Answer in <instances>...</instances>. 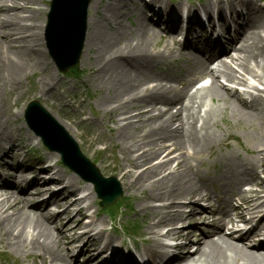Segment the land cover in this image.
<instances>
[{
    "label": "bare ground",
    "instance_id": "obj_1",
    "mask_svg": "<svg viewBox=\"0 0 264 264\" xmlns=\"http://www.w3.org/2000/svg\"><path fill=\"white\" fill-rule=\"evenodd\" d=\"M38 1L40 0H0V79L9 78L13 83L26 67L24 61H29L32 38L36 30L31 21L34 18L31 5ZM102 1L93 0L98 5ZM242 6L249 17L255 11H264V5H259L257 0H245ZM130 7L132 12L124 15ZM139 8L140 5L132 0H114L113 3L103 5L102 10L96 12L94 19H88L89 30L85 50L92 59L90 73L95 78L98 88L105 93L98 98V104L102 108L108 105L111 107L110 112L118 113L116 140L121 144L123 164L127 165V168L118 169V175L128 192L140 194L139 207L148 215L141 233V236L145 237L142 244L148 247L149 253L157 250L158 254H149L150 258L157 259V262L148 264H170L172 261L173 264H264V254L261 253V250H264V236L261 234L264 230V210L261 211V208H264V201H260L258 197L259 193H264V182L258 183L259 191L249 190L250 196L247 198L242 193L234 195L231 192L223 198L221 195L211 194L204 179L194 173L187 162H178L172 169L173 159H169L170 154L175 151L192 148L201 143L196 124L198 121L204 124L207 117L212 116L207 111L203 115L200 114L204 99L225 102L230 98V93L225 92L224 87L217 83L218 78L222 77L231 83L237 81L238 84H245L246 81L243 78L237 79L234 69L222 61L219 62L217 70H209L210 63L219 55L226 56V52L219 51L215 54L210 51L206 53L205 58V52L194 51L193 57L192 52L183 47L179 53L194 69L190 79L198 75H210L214 89L204 90L203 94L189 95V86L193 80L185 84L181 90L167 86L176 78L170 74L157 75L153 69L165 59L164 52L159 50L160 42L155 41L163 37L166 40L171 30L167 29L165 36L162 37L158 31V24L162 19H158L159 23L145 19ZM228 10H233L232 4H228ZM210 11V7L205 9V13ZM24 12L30 13V16H21ZM132 14H137V17L131 29L132 26H124L121 19ZM29 21L30 24L27 25L26 22ZM251 22H260L264 26V17H255ZM251 28L252 24L249 21H245L244 25L237 24L233 36L229 35V39L224 43L227 45L230 43L231 49L238 54L233 59V65L252 75L254 69L264 71V46L259 33L250 30ZM238 41H241V45L237 47ZM217 45L221 47L222 42ZM4 46L7 49H14V54L2 53L1 49ZM167 47L168 44L165 43L163 51H167ZM171 51L168 49V52ZM250 62L254 63V66L251 64L253 67L249 66ZM33 66L36 68L42 66L38 57ZM162 81L166 83L163 84ZM8 82L9 80L6 84ZM49 82L52 83L53 78L50 77ZM236 103H231L232 114L253 118L245 109L257 111L256 99L251 98L249 103L236 99ZM173 104L180 105V112L177 115H169V109L153 114L157 105L169 108ZM165 114L168 116L162 119ZM174 120L180 121V127L172 128L171 122ZM60 124L66 128L63 122L60 121ZM19 136L20 133L15 127H4V121H0V142L9 144L7 150L0 147V161L12 155L15 157L19 153ZM167 142L171 143L169 148ZM167 149H170L167 155L152 165V160L167 152ZM259 155H264V151ZM263 164L264 158L257 161L243 160L235 172L224 179L225 186L237 189L246 182L255 183L256 175H250L248 167H262ZM28 168L32 173L30 179L23 177L26 174L24 171ZM14 169V182L7 185L2 197L0 195V241L24 256L39 257L41 262L47 259L48 264H75L66 247L75 242H82L81 249L92 254L104 230L100 229L98 234L91 235L90 229L94 222L82 224L79 220L73 221L84 211L83 209L72 211V208L80 205L79 200L73 199L66 204L67 197L77 191L76 179L71 175L55 172L52 179L60 189L52 192L43 188L40 184L42 183L40 175L31 167L16 165ZM2 184L0 182V185ZM24 195L30 197L44 195V198L34 207H30L31 202L27 201ZM236 196L247 207H243L241 201L239 205L232 206L231 201ZM181 202L184 207H190L188 214L180 211ZM201 202L209 204L206 209L199 207ZM154 203L159 205L155 206ZM45 206L62 207L50 215L57 222L65 216L66 222L60 225L59 229L49 227L43 218L40 210ZM235 210L241 212L233 219L231 213ZM244 213L250 216L249 228L237 231L234 229L237 224L246 221ZM256 215L259 217L252 222ZM208 216L211 218L209 221ZM181 220L187 221L188 227L189 224L199 221L202 224L191 226L187 230H179L174 226ZM71 223L74 224V228H68ZM227 225H230L229 234L224 233ZM163 227H168L166 232H161ZM76 228L82 230L78 235L74 233ZM202 228L206 229L204 234L201 232ZM65 232L70 233L67 240ZM258 235L262 237L258 246L244 245L245 241ZM213 237H217V240L213 241L211 239ZM163 238H182L184 242L175 247L179 254L168 256L164 251ZM192 246L195 250H191ZM100 254L101 252H96L95 256ZM92 257L90 261L94 259Z\"/></svg>",
    "mask_w": 264,
    "mask_h": 264
},
{
    "label": "rangeland",
    "instance_id": "obj_2",
    "mask_svg": "<svg viewBox=\"0 0 264 264\" xmlns=\"http://www.w3.org/2000/svg\"><path fill=\"white\" fill-rule=\"evenodd\" d=\"M18 3L21 4V2ZM47 3L48 1L42 0L41 2L38 1L34 3V5H31V8L34 10H40L37 14H35L34 25H39L41 27L45 22ZM8 5H10V3H8ZM93 6L94 5H92V7ZM92 11L93 10L91 9L90 12ZM28 15H30L28 12L21 14V16ZM89 15H93V13H89ZM37 32H39V30H37ZM42 49L43 48L41 46V50ZM1 51L4 54L7 52L9 55L14 54L15 52L14 49H7L5 46L1 49ZM42 58H44L47 62V66L45 68L43 67L38 69L32 66V62L30 60L33 61V58L30 57L29 61H24L26 63V67L24 68L22 74L12 84L9 83L8 86L5 85L9 78L5 80L0 79V121H15L16 124H19L18 126H21L22 116L18 119L13 118V114L11 112L17 108L23 113V110L28 102L35 99L39 100V98H41L40 102L42 105L46 106L55 117H63L65 118L64 121H69L72 123V125L76 126L78 121L77 112L81 109L78 110L74 108L69 111V108L64 105L63 101H68L67 94L76 98L80 94L83 96H88L85 90L92 93L94 92L97 96L99 93L92 87V85L94 86L95 84L92 82L91 77L89 78L91 84L86 82L85 78L76 82L74 80L70 81L65 79L55 72V69L47 61L45 54L42 56ZM169 68L171 71H173V74L177 78L180 77V79L187 80L191 77V73H188V67L184 64H177L174 66L171 65ZM47 70L50 72L48 75L53 77L54 82L50 86L44 87V90L41 93V84L45 83L43 80H48V75L46 74ZM155 71L157 73V70ZM199 78L200 77H197L196 79ZM173 87H178V83ZM60 89L65 90V93H63L62 96L63 101L59 94L56 93V91ZM16 99L17 101L15 102ZM229 104L230 102H228L227 106L224 107L222 102L219 103V105L217 102H214V108L220 106L218 112L212 115L217 121H211L207 128L204 127V130L210 134L209 137L207 136V139L212 145V150L209 151L208 148H204L200 150L197 155L188 158V163L192 165L194 169H197L201 176L206 178L208 187L210 189L213 188L215 191L218 189L219 184L225 185L224 179L230 175L229 169L232 166L237 165L239 159L248 157L244 151H250L256 146L257 143H260L256 141L258 137L261 139V141L262 139L264 141V120L261 117H257L253 120L250 118L243 119L241 117L235 116L232 114V108L229 107ZM89 106L92 110L97 111V105L95 101L90 102ZM175 111L176 110H174L173 114H175ZM212 122L214 123L213 126L211 124ZM176 124H174V128H177L178 124ZM80 128L89 130V132L92 134H97L100 138H106V136L109 135L106 131H104V129L99 132L98 129L91 124L80 125ZM21 133L23 147L26 146L24 149L29 151V148L33 147L34 145L33 142L31 143L33 139H30L31 141L27 142L26 139H29L30 137L27 134V131L22 129ZM83 154L86 156V151L83 150ZM174 155H176V153H174ZM97 158H99V156H97ZM31 161L34 162L33 159ZM221 192H223V190H221ZM137 216L139 217V215ZM131 218L137 220L135 216H131ZM2 251L5 252L4 255L8 260V262L5 264H11L14 258L21 259V257L12 253L8 248L0 245V252ZM26 264H31L29 259L26 261Z\"/></svg>",
    "mask_w": 264,
    "mask_h": 264
},
{
    "label": "water",
    "instance_id": "obj_3",
    "mask_svg": "<svg viewBox=\"0 0 264 264\" xmlns=\"http://www.w3.org/2000/svg\"><path fill=\"white\" fill-rule=\"evenodd\" d=\"M84 8L85 2H76L75 0H60V5L57 6L58 23L57 31L60 38L65 42L67 39L76 37L80 33V37L84 31ZM66 12V16H62V12ZM37 134L43 138L44 141H50L44 132L36 130Z\"/></svg>",
    "mask_w": 264,
    "mask_h": 264
}]
</instances>
